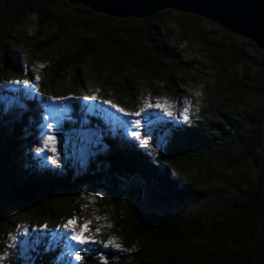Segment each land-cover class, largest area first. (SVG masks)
I'll list each match as a JSON object with an SVG mask.
<instances>
[{
  "label": "trees",
  "instance_id": "obj_1",
  "mask_svg": "<svg viewBox=\"0 0 264 264\" xmlns=\"http://www.w3.org/2000/svg\"><path fill=\"white\" fill-rule=\"evenodd\" d=\"M173 14L177 17L175 26L184 35H191L207 22L228 38L237 37L197 16L169 10L147 19H115L62 0H0V82H7L8 89H15L20 99L25 89L10 81L30 83V72L14 60L11 52L24 48L29 57L42 54L46 59L39 85L34 88L38 98L22 102L24 113L17 119L0 123V239L9 212L30 216L25 225L27 233H22L27 246L23 245L9 264H66L67 255L63 260L55 256L56 247H62L66 254L72 247L64 237L63 225L70 218L89 216L90 206L84 199L98 192H103L101 205L111 212L110 226L100 239L110 238L120 249L83 245L75 250V255L81 257L78 264H100L101 258L108 264H264V100L255 107L247 104L248 129L243 118L232 121L221 114L215 120L202 122L185 115L188 119L173 123L174 129L172 123L166 125L167 143L149 147L152 153L142 149L131 133L129 137L125 135L123 119H118L98 98L86 99L92 94L76 76L64 81L68 69L76 73L85 66L97 81L101 80L99 92L110 98L109 102L121 99L118 93L123 90L128 93V103L119 101L120 105L131 107L134 96L128 90L130 80L126 77L133 73L152 86L159 85L153 86L156 93L164 90L171 100H179L175 80L180 72L182 78H188L193 76L192 69L201 76L203 71L192 65L181 69L168 63L161 29ZM248 45L262 54L250 41ZM199 49L206 57L213 88L231 103L243 101L250 89L238 77L239 54L204 36ZM54 50H59V55L48 58ZM60 95L84 98L85 101L72 99L70 117L79 125L86 122V130L101 137L102 153L95 164L105 165L107 173H96L93 165L89 169L92 174H74L66 165L53 164L32 145L35 101L44 103L48 96ZM102 120H107L112 132L105 129ZM6 122L5 132L1 131ZM227 133H232L237 144L233 161L239 165L248 163L251 174L238 177L237 194L226 208L209 212L190 208L194 193L181 184L171 167L180 170L192 165L196 158L211 156L215 149H205L204 143H214L215 138ZM21 135H25V141H21ZM107 177L114 185L112 189L103 183ZM118 179L135 180L136 187L126 194L115 186ZM142 183L152 186L162 205L171 207L146 209ZM9 223L15 225L16 218ZM41 225L45 226L43 230ZM3 247L0 244V253Z\"/></svg>",
  "mask_w": 264,
  "mask_h": 264
},
{
  "label": "rangeland",
  "instance_id": "obj_2",
  "mask_svg": "<svg viewBox=\"0 0 264 264\" xmlns=\"http://www.w3.org/2000/svg\"><path fill=\"white\" fill-rule=\"evenodd\" d=\"M176 18V15H171L169 21L161 29V35L164 37L162 44L164 55L169 64L181 67V69L186 68L187 65H192L197 70L198 68L201 69L203 77L195 69H192L193 76H189L188 78H182V73L180 72V75L175 80V84L180 92V99L174 101L171 100L172 98L164 90L157 93L154 91V87H159V85L153 84V87L146 83L139 75L130 73L129 77L131 78L128 76L126 78L130 80L128 82V90L134 96L131 107L120 105L121 101L128 103L125 98L128 93L123 90L118 93L119 97L122 98L110 103L123 109L124 112H140V115L124 116L108 107V105L103 104L112 113L117 115L118 119H123L125 135L129 137L128 134L130 133H138L139 136L132 135L133 138L136 139V142H138L142 149L151 152L152 149L150 148L162 147L164 143H167L166 125L172 123L171 126L174 129L173 123L181 124L185 120V115L192 116L194 119L201 120L202 122L215 120L221 114L227 116L232 121H234L233 118L237 121L243 118L245 128L248 129L250 128V124L246 116L250 111L247 108V104L255 107L264 100L263 53H256L249 47L248 41L241 37L228 38L225 33L220 32L207 22H202L191 35H184L175 26ZM203 36L208 41H218L222 47L229 46L239 54L241 62L238 69V77H242L250 89L243 101L231 103L213 88L212 74L207 67L206 57L199 49V41ZM24 50V48H15L11 54H13L14 60L24 70L30 72V83L28 86H25L22 82L19 83L25 90L21 94L20 99H18L15 89H8L9 85L5 81L0 82V123H4V120L8 119H17L21 113H24V106L21 103L31 102L30 99L33 97L35 99L38 98L34 93V88L39 85L37 81L41 76L46 59L42 54L31 58L29 57V53H26ZM58 55L59 50H54L47 57ZM73 77L79 79L84 87L89 89L88 92L98 98L99 101L111 100L99 92L101 80L97 81L93 72L85 66L76 73L68 69L65 72L64 81L68 82ZM80 97L78 95L74 96L75 101H79L80 99L85 101L83 97ZM49 98L50 96L44 99V103L41 100L35 101V104H37L35 111L36 121L31 126V130L34 132V144L32 145L37 147L46 157H49L53 164L58 163L62 167L66 165L69 169L74 170V174L82 175L83 172L92 174L93 171H89V169L93 165L96 168V173H107L105 165L101 163L95 164V160L102 153L100 149L101 137L99 135H91L86 130V128L89 129V127L85 126L86 122L79 125L73 123L71 120L70 104L73 96L60 95L58 98L62 99L55 103ZM191 99L194 102L190 103L189 100ZM75 101L74 103H78ZM156 105H160V107H156ZM209 106H211V109L208 110ZM205 110L206 113H204ZM165 113H169L170 115H165ZM133 120L140 121L138 127L132 125L131 122ZM106 121L102 120L105 129L112 132L113 130L106 125ZM49 124L52 125L51 130L47 128ZM233 124L235 125V122ZM6 126H8V122L2 125L1 131L5 132ZM163 134L164 136L162 137ZM48 135L55 138V152L47 150L48 146L44 143V139ZM20 138L21 141H25V135H21ZM213 141L214 143L207 140L204 143L205 149H215L212 151L211 156L196 158L192 165H185L180 170L171 167L181 184L188 187L194 193L189 203L190 208L203 209L207 212L226 208L231 199L237 194L238 177L240 175L248 177L251 174V167L248 163L246 165H239L233 161L237 152V144L234 141L232 133L224 134ZM35 154L38 153L36 152ZM103 183L110 189L114 187L109 177ZM136 183L135 180L124 181L118 179L115 186L117 189L125 191L128 194V190L136 187ZM140 187L144 188L143 205H145L146 209L154 211L160 210L162 206L167 209L168 206L171 207L167 203L162 205L161 200L158 198L160 196L156 195L152 186L142 183ZM102 200L103 192L96 193V196H86L84 202L87 206H90L89 216L85 217L81 215L77 220V223L88 222L90 234L94 239L99 240H101V234L107 231V228L110 226L111 217L109 208L101 205ZM101 207L105 211H100ZM29 217L24 212H9L8 222L1 231L4 236L0 239V244H3L8 249L3 247L4 251L0 253V257H4V259H0V264H7V260L9 264L20 254L22 246H27L25 236L22 233L26 232L25 225H27V218ZM13 218H16L17 221L15 225L9 223ZM63 233L67 241H71L67 238L70 233L65 229ZM71 246L67 249V254L62 247H56V259L63 260L64 256L67 255L66 264H78L79 261L75 259V250H79L83 245L71 241ZM53 250L55 251L54 248Z\"/></svg>",
  "mask_w": 264,
  "mask_h": 264
},
{
  "label": "water",
  "instance_id": "obj_3",
  "mask_svg": "<svg viewBox=\"0 0 264 264\" xmlns=\"http://www.w3.org/2000/svg\"><path fill=\"white\" fill-rule=\"evenodd\" d=\"M115 19L162 11L191 14L253 43L264 54V0H62Z\"/></svg>",
  "mask_w": 264,
  "mask_h": 264
},
{
  "label": "snow or ice",
  "instance_id": "obj_4",
  "mask_svg": "<svg viewBox=\"0 0 264 264\" xmlns=\"http://www.w3.org/2000/svg\"><path fill=\"white\" fill-rule=\"evenodd\" d=\"M10 83L12 84H18L20 83L19 81H10ZM23 84L25 86L29 85V81L25 80L23 81ZM50 100H52L54 103L57 102L58 100L62 99V98H58V97H50ZM72 99H75L74 97ZM86 99H91V100H95L96 97L95 96H91V97H86ZM102 104H106L108 105V107L114 109L116 112L121 113L124 116H139L140 112H134V113H127L124 112L123 109L117 107L115 104H111L109 101H101ZM156 107H160V105H156ZM165 115H170L169 113H165ZM45 119H47V117H45ZM184 119L187 120L188 117L184 116ZM132 125L135 127H138L140 124L139 120H133ZM47 128L49 130H51L52 125H47ZM131 135L133 136H139L138 133H131ZM44 143L48 146L47 150L55 152L56 148H55V138L51 135H48L45 137L44 139ZM45 226L41 225V230L44 229ZM63 228L68 231L70 234L68 235V239L73 241L76 244L79 245H92V244H102L105 248L112 246L115 249H120V245L118 243H116L115 241H113L112 239H107V240H99V239H94L92 237V235L90 234V229L88 226V222H84V223H77V219L75 217L68 219L64 225ZM0 259H4V257H0ZM76 260H81V257L79 255H77L75 257ZM100 264H108V261L101 258L100 260Z\"/></svg>",
  "mask_w": 264,
  "mask_h": 264
}]
</instances>
